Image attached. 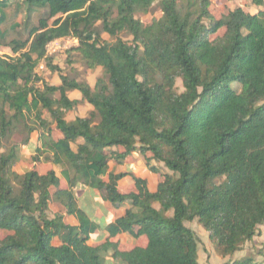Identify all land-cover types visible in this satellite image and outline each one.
<instances>
[{
  "label": "trees",
  "instance_id": "obj_1",
  "mask_svg": "<svg viewBox=\"0 0 264 264\" xmlns=\"http://www.w3.org/2000/svg\"><path fill=\"white\" fill-rule=\"evenodd\" d=\"M249 1L256 13L235 8L215 19L209 0H21L37 25L7 42L20 23L5 28L11 2L0 0V47L12 54L0 56V264H198V240L185 226L193 221L229 258L223 264H264V243L232 259L264 226V1ZM154 7L160 16L142 23ZM65 39L76 46L60 68L46 48ZM40 62L58 86L37 73ZM75 66L101 70L93 88ZM71 91L92 110L66 121L80 103ZM33 133V166L19 174L20 147ZM132 153L151 173L167 171L155 192L135 176V191H119L124 174L109 164ZM80 181L112 207L129 205L96 245L88 240L97 227L76 205ZM51 203L64 214L50 218ZM121 234L146 244L122 250L111 241Z\"/></svg>",
  "mask_w": 264,
  "mask_h": 264
},
{
  "label": "rangeland",
  "instance_id": "obj_2",
  "mask_svg": "<svg viewBox=\"0 0 264 264\" xmlns=\"http://www.w3.org/2000/svg\"><path fill=\"white\" fill-rule=\"evenodd\" d=\"M210 1V12L215 19H220L224 15H226L229 11L234 10L235 8H241L246 13L254 14L259 8L255 7L250 3L249 0H209ZM11 5L8 9L5 10L7 24H5V28L8 29L10 26H13L15 23H20V28L15 31H9L8 41L13 39L24 40L27 37V31L37 25L38 16L37 13L32 14L29 21L26 20L25 11L22 6H19L21 0H10ZM43 10H38L39 14H42ZM160 16L159 11L156 7L151 8L149 13L146 15L139 16V20L148 24L152 19L158 18ZM26 22L27 23L26 25ZM2 26V28L4 27ZM104 40L110 42L112 41L107 35H103ZM125 41H130V37H123ZM76 43L73 39H65L60 41H54L50 43L46 52L48 56H52L54 58V64L60 66V68H65L64 63L69 54L71 48H74ZM12 55L10 50L7 48L0 47V56L7 57ZM74 56V55H73ZM75 70L77 73L83 75L85 80L93 85L95 79L100 76L101 70L98 68L94 72H84L80 66H75ZM37 73L43 78L44 81H47L50 84H56L58 82V78L56 75H50L48 71L45 69L44 64L40 62ZM176 88L178 92L182 91L181 82L178 80L176 82ZM72 99H79V95L73 93L70 95ZM87 112V106L81 105L76 107L73 111L68 114V118L72 119L77 116L85 115ZM15 141H18V138H15ZM24 164L21 170L27 171L32 168L31 166V158L30 155L26 153L24 156ZM41 168H45L44 166ZM160 170L165 173V169L160 168ZM167 172V171H166ZM65 184V183H64ZM75 199L77 201L78 207L82 208L90 217V219L96 224V232L90 235L88 243L92 245H96V241H101V232L106 224L113 221L119 214L120 207H112L108 202L104 201L101 198V193L98 191H93L92 189L86 188L83 186L81 182H78L73 190ZM54 207H52L48 216L52 217V211ZM185 226L190 229L198 240V264H223L229 260L228 257H221L213 248L211 243L208 240L207 234L204 229L196 222L185 223ZM264 243V226H259L257 228L256 235L252 238L251 241L245 243L242 246V249L235 253L232 259L241 258L247 254H254L256 250L261 249L262 244ZM103 264H120L117 262H112L108 257L105 258Z\"/></svg>",
  "mask_w": 264,
  "mask_h": 264
},
{
  "label": "crops",
  "instance_id": "obj_3",
  "mask_svg": "<svg viewBox=\"0 0 264 264\" xmlns=\"http://www.w3.org/2000/svg\"><path fill=\"white\" fill-rule=\"evenodd\" d=\"M48 73L51 76L52 75H56L57 78H58V75L56 73H50V72H48ZM86 81H87V78H86ZM87 83H88V85L91 88H93L94 87V84H95V81H94L93 85H91V83H89L88 81H87ZM48 84H50V83H48ZM59 84H60V81L58 79V82L56 84H50V85H52V86H58ZM73 93L78 94L80 98L79 99H72L70 97V95L73 94ZM67 97L71 101H78V102H80L77 107H79L81 105H86L87 106V112L85 113V115L77 116V117H85L87 115V113L92 110V107L90 105H88L87 103L81 101L82 98H81V95H80L79 92H77V91L68 92L67 93ZM70 112H68L66 114V116H65V120L66 121H73L76 118V117H74L72 119H69L68 118V114ZM55 136L58 137V134L55 133ZM36 147H39L38 135L36 133H33L30 136L29 144L27 146H25V147H23V146L20 147L18 161H17V163H16V165L14 167V171L15 172H17L19 174H22V173L26 172V171L21 170L22 166H25V164H24L25 163L24 162V156L27 153L28 155H30V158H32V156L34 155V150H35ZM31 166H33L32 162H31ZM43 166L45 168L47 167L45 165H41V166H39V168H41ZM154 166H155V164H154ZM41 169H44V168H41ZM52 169L54 170L56 176L60 180V188L66 189L67 186H68L67 185V179H66V176L62 173V168L60 166H52ZM109 172H111L113 174H120V173L124 174V177H122L119 180V182H118L119 191L122 192V193H128V192L135 191V187H134V182H133L132 176H135L138 179L145 180L146 183H147L148 190L151 193H153V192H155L157 185L162 181L161 174H163V171L162 170H160V174L151 173L148 170V168L145 166L142 157L139 154H137V153H132L124 161V163L122 165L115 166V165L109 164ZM83 186H84V184H83ZM84 187H86V186H84ZM86 188H89V187H86ZM89 189H91V188H89ZM93 191L96 192V190H93ZM76 205L78 207L77 201H76ZM52 207H54V210L52 211V217H53V214L54 213H59L60 212V213L64 214V209L62 207H60L59 205L54 204V203H51L50 204V206H49V212L51 211ZM153 207L155 209H158L159 208L157 204H154ZM78 208L80 210H82L88 216V214L82 208H80V207H78ZM128 208H129V205L128 204H125V205L121 206L120 209H119V214H118V216L116 218L121 217L124 214L125 210L128 209ZM49 212H48V214H49ZM90 221L96 226V224L91 219H90ZM113 221H111V222H113ZM64 222L66 224H68V225H71V226H77L78 225L77 219L75 217H73V216L64 215ZM108 224H106V225H108ZM101 235H102L101 240L107 239V236L108 235L105 233L104 228H103V231L101 232ZM111 241L112 242L119 241L121 243V249L122 250H130V249H132V248H134L136 246L143 247L146 244L145 238L142 237V238H139V239L136 240V239H133L131 236L127 235V234H121L118 237L111 239ZM96 242H99V241H96Z\"/></svg>",
  "mask_w": 264,
  "mask_h": 264
},
{
  "label": "built area",
  "instance_id": "obj_4",
  "mask_svg": "<svg viewBox=\"0 0 264 264\" xmlns=\"http://www.w3.org/2000/svg\"><path fill=\"white\" fill-rule=\"evenodd\" d=\"M264 1V0H263ZM57 41H60V40H57ZM75 43H76V41L75 40H73Z\"/></svg>",
  "mask_w": 264,
  "mask_h": 264
}]
</instances>
